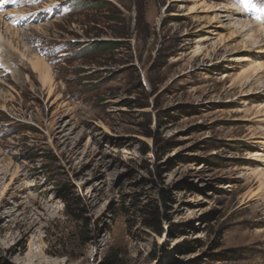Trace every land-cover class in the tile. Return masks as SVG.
Instances as JSON below:
<instances>
[{
	"label": "rangeland",
	"instance_id": "374dc122",
	"mask_svg": "<svg viewBox=\"0 0 264 264\" xmlns=\"http://www.w3.org/2000/svg\"><path fill=\"white\" fill-rule=\"evenodd\" d=\"M19 1L54 78L0 87V264H264V43L215 10L264 0Z\"/></svg>",
	"mask_w": 264,
	"mask_h": 264
},
{
	"label": "bare ground",
	"instance_id": "6f19581e",
	"mask_svg": "<svg viewBox=\"0 0 264 264\" xmlns=\"http://www.w3.org/2000/svg\"><path fill=\"white\" fill-rule=\"evenodd\" d=\"M3 1L4 0H0V2ZM16 5L21 6V2L19 0L16 1L14 0V4L11 6L16 7ZM202 5L203 2L189 5L187 14H194L197 11V9ZM215 10H218V12L220 13V15H218L219 17H225L226 20H229V22L232 23L231 37L233 38L231 40H235V38L237 37L240 38L242 37L243 41L246 42V44L245 43L243 44L242 41V47L245 49V51H247L246 49L249 48L247 44L258 46L260 43L262 42L264 43V16L260 21L259 20L256 21L254 19H251L241 9H238L235 6H231V5H224ZM27 11L28 10L25 11L22 9L21 10L18 9L8 13L6 11H1L0 8V52L3 53V55L0 54L1 55L0 69L2 70L0 72V87L1 85H7V81L5 78H9V79L15 78L18 82L21 81L23 78V71H26L27 69L28 75L26 78L29 79L33 78V75H35V77H37L38 79H40V81H42L44 88L45 86H47L46 88H49V92L51 94L53 91L52 89L53 87L51 86L53 81L51 80L54 78L51 71L52 68L46 59L30 51V47L28 44H20L24 36L21 35L22 30L18 28L19 22L22 21L32 22V20H36V19L40 20L41 18L44 17V15L46 16L48 15L43 12L44 10L43 11L41 10L40 12L34 14L33 16L28 17L29 14L27 13ZM26 18H28V20H26ZM211 34L213 35L214 31H211ZM217 38L218 40L219 39L222 40L221 36ZM198 49L200 50L201 47H199ZM8 52H10L9 56L7 55ZM251 55L253 57H256V59L255 60L253 59L251 66H248V68H245L242 71L243 75L241 76V78H246V79L251 78L253 73H255L253 76L256 75L258 76L257 82L259 81L260 83H262L260 79L262 78V76L260 75L262 73L260 72L264 69V64H262L259 61V56L254 54ZM5 56L7 59L4 58ZM18 60H20V62L22 63L17 64ZM239 60L241 59H232V61H239ZM3 73L5 74L3 75ZM8 73H10L12 76L9 77ZM3 108H5V105H3ZM258 148L259 150L254 152L255 153L254 156H255V160L258 161L259 163V167L254 168L253 170H251V172L258 177L260 183V190L263 189L264 191V141L258 143ZM10 249L13 250V248ZM39 252L40 254H44L43 249L40 250V244L39 243L37 244V240L34 241V239H32L29 243V250L25 256V260H29V261L22 263L49 264L48 263L49 261H47L46 263L45 260H42L40 257H37ZM212 264H216V263H212Z\"/></svg>",
	"mask_w": 264,
	"mask_h": 264
},
{
	"label": "trees",
	"instance_id": "16d2710c",
	"mask_svg": "<svg viewBox=\"0 0 264 264\" xmlns=\"http://www.w3.org/2000/svg\"><path fill=\"white\" fill-rule=\"evenodd\" d=\"M117 42H110L109 44L116 45ZM86 240H89V237L86 238Z\"/></svg>",
	"mask_w": 264,
	"mask_h": 264
}]
</instances>
